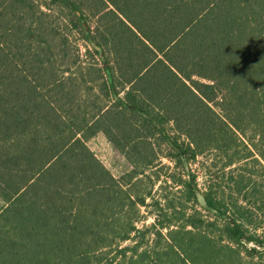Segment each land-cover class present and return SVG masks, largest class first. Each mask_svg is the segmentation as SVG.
Returning <instances> with one entry per match:
<instances>
[{
	"label": "trees",
	"instance_id": "obj_1",
	"mask_svg": "<svg viewBox=\"0 0 264 264\" xmlns=\"http://www.w3.org/2000/svg\"><path fill=\"white\" fill-rule=\"evenodd\" d=\"M0 201V264H264V0H0Z\"/></svg>",
	"mask_w": 264,
	"mask_h": 264
},
{
	"label": "rangeland",
	"instance_id": "obj_2",
	"mask_svg": "<svg viewBox=\"0 0 264 264\" xmlns=\"http://www.w3.org/2000/svg\"><path fill=\"white\" fill-rule=\"evenodd\" d=\"M72 41H76L79 44L80 47V53H83V47L82 43L77 40L76 36H71ZM87 146L92 151V153L100 160V162L108 169V171L115 177L119 178L121 175L127 173L131 166L128 164V162L118 153L114 150V148L111 146V144L106 140V138L101 134L98 133L94 137L90 138L87 142ZM215 153H211L206 156H200L197 158L196 161L185 164L184 166V175L187 176V173H193L196 177V185L195 189L199 191L200 193L205 192L208 186L213 183H219L218 180L215 179L216 175L218 174V167H213L211 160L214 159ZM161 165L162 169H157L159 171L161 177L158 181L153 180L152 185L150 186L148 181L143 179V186H149V189L151 188V193L155 198L161 199L167 192H174L178 189L177 186H172L169 178H166V175H164L165 172H169L172 170L173 164L166 158L161 159ZM232 169V167H230ZM145 175H152V170H147L145 172ZM215 179V180H214ZM149 202V201H148ZM3 203L0 201V208L2 207ZM203 208V207H202ZM146 211L149 212L146 214ZM211 213V212H210ZM141 214L144 215V217L141 219V221L138 223V227H142L149 225L154 220V212L153 207L148 208H141ZM203 216L210 217L212 216L205 210H202ZM147 238L151 239V236L148 235ZM249 247H252V245H248ZM264 251V250H263Z\"/></svg>",
	"mask_w": 264,
	"mask_h": 264
},
{
	"label": "water",
	"instance_id": "obj_3",
	"mask_svg": "<svg viewBox=\"0 0 264 264\" xmlns=\"http://www.w3.org/2000/svg\"><path fill=\"white\" fill-rule=\"evenodd\" d=\"M195 195H196V199H197L198 204L201 207L205 208L206 207V202H205V199H204L203 195L199 191H197L196 189H195Z\"/></svg>",
	"mask_w": 264,
	"mask_h": 264
}]
</instances>
